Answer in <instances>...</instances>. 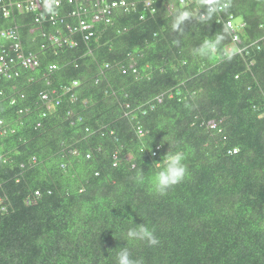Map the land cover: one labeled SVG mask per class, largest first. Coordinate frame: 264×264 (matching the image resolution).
<instances>
[{
	"label": "trees",
	"instance_id": "obj_1",
	"mask_svg": "<svg viewBox=\"0 0 264 264\" xmlns=\"http://www.w3.org/2000/svg\"><path fill=\"white\" fill-rule=\"evenodd\" d=\"M128 2L88 40L66 29L76 22L66 1L52 5L64 19L53 26L15 8L0 15L38 59L0 78V264H116L140 223L159 239L130 245L143 264H264V0H230L183 34L167 10L197 0ZM229 18L244 25L225 44L241 51L193 57ZM164 139L184 151L187 174L160 195L134 176L155 174Z\"/></svg>",
	"mask_w": 264,
	"mask_h": 264
},
{
	"label": "clouds",
	"instance_id": "obj_2",
	"mask_svg": "<svg viewBox=\"0 0 264 264\" xmlns=\"http://www.w3.org/2000/svg\"><path fill=\"white\" fill-rule=\"evenodd\" d=\"M230 6V0H197L195 7H189L187 3L179 5L173 3L167 10V14L170 17V28L176 33L183 34L186 32V22L194 20L198 24L207 25L222 9L227 10ZM45 8L48 12H53L51 3H47ZM231 27V25H228L214 35L203 38L196 47L191 49V55L195 58L210 61L233 59L240 49L234 43L225 44L226 39L230 35ZM164 140L169 143L170 147L160 161H154L150 165V167L157 169L155 174L148 178L140 168L134 176L135 182L139 184L149 179L153 190L160 195L166 194L168 189L182 182L187 174L184 151H173L170 141ZM146 149L151 151L150 144L141 145V153ZM125 240L127 244L120 247L116 253V264H143L142 259L133 256L130 245L136 242H144L150 247L159 244V239L155 235L154 230L146 223L134 224V226L129 227L125 234Z\"/></svg>",
	"mask_w": 264,
	"mask_h": 264
},
{
	"label": "built area",
	"instance_id": "obj_3",
	"mask_svg": "<svg viewBox=\"0 0 264 264\" xmlns=\"http://www.w3.org/2000/svg\"><path fill=\"white\" fill-rule=\"evenodd\" d=\"M7 2L8 8L4 6L3 15L10 16L12 9L17 10H25L28 12L34 13V21L37 24L42 23V20L48 21L51 25H55L58 23H63L64 19L62 16L57 13L48 12L43 4L51 3L54 7H58L62 4L63 1H66L67 4L73 5L74 8L70 10L68 16L75 17L76 22L73 24H65L66 29L70 34L81 33L85 40H88V37L93 35V29L98 23L108 24L111 22V15L115 8H123L126 10H130L135 4L134 2H128V0H4ZM184 2L185 0H180ZM3 0H0L2 3ZM151 1L145 2V7H150ZM85 15L82 17V15ZM90 18H89V17ZM231 25L232 39L234 41L238 40V35L236 33L239 28L235 25L231 20L225 21V26ZM240 26V25H239ZM7 35L8 38L6 47H9V43L11 42L13 47H10L11 50L7 48L4 50L5 46L0 44V72L2 71L3 66H7L9 70H13L15 68V64H20L22 67H33L38 65V60L35 55L32 53L24 54L20 48L19 43L17 42L18 36L14 30V26L8 28V30L2 31L0 34ZM49 39L51 42H61L64 45H68L70 47L76 44L75 41L71 40L69 36L60 37L58 35L50 34ZM55 65L50 66V69L53 70ZM12 78V77H11ZM43 99H47V94H44Z\"/></svg>",
	"mask_w": 264,
	"mask_h": 264
},
{
	"label": "bare ground",
	"instance_id": "obj_4",
	"mask_svg": "<svg viewBox=\"0 0 264 264\" xmlns=\"http://www.w3.org/2000/svg\"><path fill=\"white\" fill-rule=\"evenodd\" d=\"M4 6L6 7V8H8V6H7V2L6 1H4L3 0V2L2 3H0V15H2L3 16V18H7L8 16H4L3 15V8H4ZM9 9V8H8ZM20 11H25V10H20ZM28 12V11H27ZM33 13V12H32ZM83 16H85L84 14H83ZM239 24V23H238ZM237 24V25H238ZM51 25V24H50ZM53 26V25H52ZM5 30H8V28H0V33L2 32V31H5ZM14 30H15V32H16V34H17V28H15L14 27ZM241 30V29H240ZM93 31V30H92ZM237 32V31H236ZM240 32V31H239ZM238 33V32H237ZM238 35V34H237ZM17 36H18V34H17ZM92 36V35H91ZM91 36H89L88 37V39L91 37ZM7 37V35H6V33L5 34H0V39H6V40H8V38H6ZM19 37V36H18ZM17 42L19 43V39H17ZM234 42V41H233ZM239 43V42H238ZM14 45V44H13ZM13 45H12V47H13ZM19 45H20V43H19ZM6 48H4V50H5ZM241 51V50H240ZM239 51V52H240ZM38 60V59H37ZM30 67V66H29ZM32 67V66H31ZM54 68H55V66H54ZM13 76H15V72L11 69V70H9L8 69V67L7 66H3L2 67V71L0 72V78H11V77H13ZM73 85H76V82H73ZM50 106V105H49Z\"/></svg>",
	"mask_w": 264,
	"mask_h": 264
},
{
	"label": "water",
	"instance_id": "obj_5",
	"mask_svg": "<svg viewBox=\"0 0 264 264\" xmlns=\"http://www.w3.org/2000/svg\"><path fill=\"white\" fill-rule=\"evenodd\" d=\"M228 20H231L232 22H233V20L231 19V18H229ZM226 21V20H225ZM225 21L223 22V24H224V26H225ZM234 23V22H233ZM235 25H237V24H235ZM240 26H239V28L237 29V30H239L240 29V27L242 26L243 27V23H240L239 24ZM238 26V25H237ZM226 27V26H225ZM237 33V32H236ZM238 37V36H237Z\"/></svg>",
	"mask_w": 264,
	"mask_h": 264
},
{
	"label": "rangeland",
	"instance_id": "obj_6",
	"mask_svg": "<svg viewBox=\"0 0 264 264\" xmlns=\"http://www.w3.org/2000/svg\"><path fill=\"white\" fill-rule=\"evenodd\" d=\"M236 21H238V19Z\"/></svg>",
	"mask_w": 264,
	"mask_h": 264
}]
</instances>
